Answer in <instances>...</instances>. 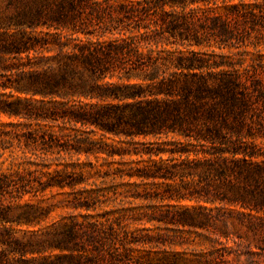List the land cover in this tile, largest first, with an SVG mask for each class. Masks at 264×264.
I'll use <instances>...</instances> for the list:
<instances>
[{"label":"trees","instance_id":"1","mask_svg":"<svg viewBox=\"0 0 264 264\" xmlns=\"http://www.w3.org/2000/svg\"><path fill=\"white\" fill-rule=\"evenodd\" d=\"M22 1L14 13L0 12V116L24 120L26 131H20V125L15 124H10L9 131H0V158L15 142L25 143L40 160L33 165L42 170L28 171L27 175L7 174L1 163L0 196L13 197L17 193L18 199L27 194L38 197L49 189L68 188L74 195V210L95 211L107 203L118 208L106 215L120 216L105 223L92 222L91 216L79 222L72 216L68 222L53 224L50 230L37 235V241H32L18 238L12 228L5 227L15 220L10 207L0 201V264H28L24 257L29 251L47 249L71 254L44 264H63V260L67 264H98L107 256V264L224 263L223 256L214 250L193 253L192 257L186 252L165 251L147 261L134 257L133 249L121 237L122 232L128 236L126 227L118 222L126 216L122 213L127 196L119 193L117 186L126 177L153 183L163 181L173 192L160 198L162 202L189 199L213 206L224 202L227 192L233 191L235 201H240L243 208L248 207L245 203L249 201L259 211V165L248 160L256 154L248 150L242 136L232 140L229 110L234 105L253 104L259 97L264 100L263 80L256 77L249 85L241 74L228 71L224 63L200 52L185 54L177 49L172 52L157 49L159 43L170 38L174 39L173 44L189 43L188 47H200L209 37L225 44L235 37L236 31L240 33L242 21L264 25V0L254 3L241 0L240 5H228L229 0H222L223 14L217 9L220 0H130L121 4L112 0ZM13 2L10 0L9 5ZM108 19V23L118 22L121 29L117 38L102 40L106 31L101 32L102 28L97 26L107 24ZM149 32L153 33V40ZM93 37H97L96 41ZM15 92L40 100L14 98ZM59 121L63 125L60 134L49 128ZM78 124L132 141L140 136L173 134L195 142L191 144L194 150L146 147L134 152L140 157L148 155V165L136 169L138 172L131 167L101 173L95 171L91 162L81 165L80 159L67 160L100 154L114 158L118 153L110 150L107 143L93 140L90 133L78 130ZM68 125H72L75 133H64ZM177 144L175 141L174 145ZM207 145L209 148H205ZM165 154L170 155L169 159L163 160ZM177 154H194L196 159L176 163ZM50 155L58 158L50 160ZM121 155L132 154L121 152ZM200 155L203 158H198ZM153 157H159L160 161H153ZM62 162V169L50 171L53 163L59 167ZM231 175H238L237 181L240 178L247 181L233 183ZM177 179L181 181L179 187L167 184ZM187 179L192 181L186 182ZM109 193H112L106 200L109 203L100 200ZM245 194L250 195L248 200ZM18 208L26 210L17 218L18 223L40 224L52 212L41 205ZM150 209L151 214H142L147 221L166 226L210 232L222 225L226 231L227 221L237 220L240 226L259 233V226L254 225L250 214L235 215L225 208L207 205L179 208L167 204L162 208L150 205ZM262 227L264 232V223ZM86 245L94 246L97 254L86 255Z\"/></svg>","mask_w":264,"mask_h":264},{"label":"rangeland","instance_id":"2","mask_svg":"<svg viewBox=\"0 0 264 264\" xmlns=\"http://www.w3.org/2000/svg\"><path fill=\"white\" fill-rule=\"evenodd\" d=\"M33 0H24L22 3L32 2ZM51 3H55L57 0H49ZM103 1V0H99ZM117 1V2H115ZM136 1V0H135ZM245 3H254L255 0H242ZM10 0H0V12L4 15H10L15 12V7L21 6V0H14L12 5H9ZM114 3H128L130 0H112ZM241 0H229L228 5H240ZM116 5V4H115ZM194 7V6H193ZM215 7V6H212ZM222 14L225 12L222 5V0L219 1V7L217 8ZM249 20V19H247ZM109 19L106 20L107 24L100 23L97 27H101L102 31H106V37L102 40H113L117 38L119 23H108ZM127 24V22H125ZM240 33L235 32V37L222 44L217 39L209 37V40L205 41L202 46L188 47L189 43L182 46L181 43L173 44L174 39L170 38L169 41L159 43L157 51L166 49L168 52L178 50L185 54H189L190 51L200 52L204 57H213L215 61L222 62L226 65V69L230 72H238L243 76L244 79L248 80L249 85L252 80L256 77L263 80L264 83V25L260 22L255 25L253 22L242 21L240 25ZM110 29V31L108 30ZM101 34V33H99ZM150 39L153 40V33L149 32ZM80 37L87 40L86 37L80 34ZM97 37L91 38L96 41ZM166 38V37H165ZM157 40H160L157 37ZM155 47V46H154ZM137 82V81H133ZM141 83V82H140ZM20 97L22 99L28 98L33 101H39V97L31 98L30 96L21 95L14 93V98ZM255 99V97H254ZM229 122L231 124L230 134L232 140L236 141L238 137L242 136L244 144L250 152H254L256 157L249 158L255 164L259 165V205L256 211L255 205L246 201V206L243 208L240 201L236 202L233 191L227 192V199L222 203H216V205H209L204 202L198 203L189 199L177 201L165 200L162 202L160 198L164 196H170L173 190H168L166 183L163 181H142L138 177L129 179L128 177L122 181V184H118L117 191L127 196L124 207L126 208L122 214H125L118 222L121 226L126 227L128 236H123V241L126 242L130 248L134 251V257L141 258L143 261H147L149 258L158 257L163 252H186L189 257H192L193 253H200L202 251L207 252L209 250L216 251L218 256H223L225 261L222 264H264V100L258 98L255 103H243L240 106L234 105L229 110ZM10 124L20 125V131L25 132L26 122L18 118H9L6 115L0 116V131L11 130ZM50 129L58 134L61 133L62 122L59 121L56 125H49ZM33 128L35 126L33 125ZM64 133H75L72 125L66 126ZM77 129L90 133V137L97 142H104L111 146L110 150H114L118 153L114 158L108 157L106 154H100L98 156L81 155L67 158L68 162H76L80 159L81 165H88L90 162L95 166V171L104 173L109 171L115 173L118 170H128L134 168V172H138L136 169H142L148 165V155L140 157L135 155V150H146V147H153L156 149L161 146L165 149H176L184 151L186 148L194 150L191 144L195 142H189L180 136H174L173 134L161 137L153 136H140L131 139L124 137H116L110 134H104L102 131L92 127H82L77 125ZM178 141L179 144L174 145V142ZM24 142V141H23ZM209 148V145L207 147ZM124 150V151H123ZM121 152H131L132 155H121ZM3 153V152H1ZM163 160L169 159L170 155H162ZM211 156H209L210 158ZM231 158L232 156L227 155ZM58 158L57 155H50V160ZM176 159L174 162L179 163L183 160L196 159L194 154H184L180 156L175 155ZM198 158H203L200 155ZM212 158V157H211ZM239 158H241L239 156ZM133 161V163H131ZM153 161H160L159 157H153ZM3 163L2 169L7 174H14L16 172L27 175L28 171L42 170L41 167H37L33 164L40 163L33 155L32 147H27L25 143L19 145L17 142L11 150L4 153L3 157L0 158V164ZM57 163H53L52 169H62L64 162L58 167ZM90 170V169H88ZM94 173V171H93ZM238 175H231L229 178L233 183L244 184L247 180L239 179L236 180ZM192 179H187L186 182H191ZM100 184V182H98ZM175 187H179L181 184L180 179L176 182H167ZM82 187V186H81ZM87 188L91 186L86 185ZM251 186L250 188H252ZM80 189V187L78 188ZM184 194L188 195V191L183 190ZM70 189L61 190L59 188L49 189L38 197H34L32 194H27L21 199H18V194L15 193L12 197L7 194L0 196V201L5 207H10L11 216L14 218L13 223L5 225L7 228H12L18 238H25V240L37 241V235L42 234L52 228L55 223L68 222L72 216H76L79 222H85L86 216H91L90 221L92 222H107L110 218L115 220L119 217V214L106 215L108 212L117 210V206L114 204H104L102 207H97L95 211H86L85 209L74 210L72 203L74 195L71 194ZM243 194V193H241ZM246 200L250 198L249 194L244 195ZM17 197V198H16ZM112 197V193L107 194L105 197H101L100 200L106 201ZM122 198V197H121ZM108 202V201H106ZM221 202V201H218ZM109 203V202H108ZM30 205H41L52 210L50 216L42 221L40 224H28L25 221L18 223L19 216L26 212L25 209H19V206ZM177 205L179 208H192L194 206L207 205L208 207L225 208L227 211H233L235 215L237 213L250 214L252 221L256 227L259 226V233H255L246 227L240 226L237 220L227 221V230L225 231L222 225L216 227V231L212 229L210 232L190 228V227H176L173 225L166 226L164 223L158 221L148 222L142 214H151L152 210L150 205H157L162 208L163 205ZM164 209V208H163ZM253 209V210H252ZM237 218V216H235ZM117 228V227H116ZM213 231V232H212ZM100 247L99 243L97 244ZM88 249L86 255L96 253L94 246L86 245ZM69 251H61L59 249H47L41 251H29L24 259L28 260V264H44L58 260L60 257L70 255ZM78 253L76 252L75 255ZM97 254V253H96ZM17 259L19 256L16 257ZM107 256L103 261L100 260L98 264H107L109 261ZM63 264H67V260H63ZM127 264V262L125 263ZM129 264H135L134 261H130Z\"/></svg>","mask_w":264,"mask_h":264}]
</instances>
